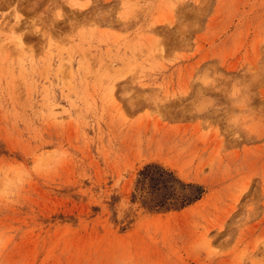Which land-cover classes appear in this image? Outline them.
I'll use <instances>...</instances> for the list:
<instances>
[{
	"label": "rangeland",
	"instance_id": "1",
	"mask_svg": "<svg viewBox=\"0 0 264 264\" xmlns=\"http://www.w3.org/2000/svg\"><path fill=\"white\" fill-rule=\"evenodd\" d=\"M0 264H264V0H0Z\"/></svg>",
	"mask_w": 264,
	"mask_h": 264
},
{
	"label": "trees",
	"instance_id": "2",
	"mask_svg": "<svg viewBox=\"0 0 264 264\" xmlns=\"http://www.w3.org/2000/svg\"><path fill=\"white\" fill-rule=\"evenodd\" d=\"M175 184L195 187L196 195L178 194L174 189ZM203 193L204 190L201 186L185 185L176 178L174 172L159 164H148L138 173L133 199H140L145 207L158 212L183 209L198 201Z\"/></svg>",
	"mask_w": 264,
	"mask_h": 264
}]
</instances>
